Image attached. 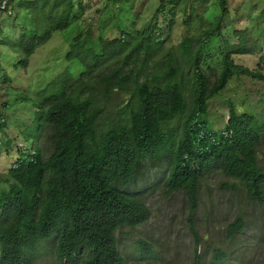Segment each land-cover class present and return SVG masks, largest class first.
I'll return each mask as SVG.
<instances>
[{"label":"trees","instance_id":"obj_1","mask_svg":"<svg viewBox=\"0 0 264 264\" xmlns=\"http://www.w3.org/2000/svg\"><path fill=\"white\" fill-rule=\"evenodd\" d=\"M106 1L96 32L84 0H0V14L19 31L5 39L0 18V90H18L15 101L33 114L20 131L27 147L15 146L19 155L0 175V264H33L47 242L58 264H136L117 235L149 219L151 183L183 192L191 216L202 180L217 172L264 203V97L228 101L219 127L210 118V101L233 79L264 80L233 60L251 48L246 29L234 31L236 42L224 37L227 0H213V10L210 0H157L139 28L137 0ZM178 14L184 29L173 44ZM56 31L74 33L63 68L34 93L13 85L9 69L23 71ZM9 106L0 104V131ZM2 144L8 152L11 139H0V159ZM148 178L143 191L139 182ZM246 227L237 216L226 236ZM228 256L213 247L214 264Z\"/></svg>","mask_w":264,"mask_h":264},{"label":"rangeland","instance_id":"obj_2","mask_svg":"<svg viewBox=\"0 0 264 264\" xmlns=\"http://www.w3.org/2000/svg\"><path fill=\"white\" fill-rule=\"evenodd\" d=\"M87 5L86 22L92 23L95 31L98 20L109 9L105 8L106 0H84ZM157 0H137L134 15H139L136 26L139 28L151 17ZM228 15L225 17L222 33L230 42H236L234 31L246 29L248 45L251 52L234 54L236 64L251 70L259 69L264 75V0H227ZM4 3V2H3ZM3 7V6H1ZM207 10L214 9L213 0L208 1ZM2 12L1 30L5 37H16L18 28L6 20ZM176 24L171 27L172 43L177 44L182 37L181 16L178 14ZM166 24V23H165ZM84 26V25H83ZM164 26V25H163ZM166 27V26H165ZM85 28V26H84ZM166 29V28H165ZM74 34V33H73ZM71 35L56 31L53 36L30 57L27 67L21 72L12 74V83L26 92L34 93L48 77L58 73L66 64L64 54L68 49V39ZM4 47V46H3ZM4 89V87H3ZM15 93L5 94L0 90V104L7 101L10 106L4 110L5 127L0 131V139L5 142L11 139V150L3 151L0 159V175L14 162L19 152L18 147H27L20 137V131L33 117L29 105L15 101ZM244 97L259 100L264 97V80H253L241 76L240 80L233 79L221 92L220 96L209 103L210 118L214 126L219 127L226 119V104L230 100L240 102ZM40 144L44 146L43 139ZM48 152V151H47ZM260 162L264 168V142L260 149ZM158 176V173L156 174ZM152 179L140 181L143 189ZM4 185L0 183V188ZM152 183L149 190L145 187L146 202L150 207L149 219L140 226L123 229L118 233V240L129 248L126 257L136 264H214L212 262L213 247H220L230 252L228 260L221 264H262L264 259V237L261 229L264 226V203L249 200L241 189L240 184L222 173L207 175L200 186L198 206L195 213L190 215V206L183 192L166 193L162 187ZM237 216L247 222L246 231L236 235L232 240L226 237L225 226ZM199 236L202 245L198 246L201 258L195 256V235ZM210 247V248H209ZM199 262V263H197ZM33 264H58L54 256L53 244L41 245L35 255Z\"/></svg>","mask_w":264,"mask_h":264},{"label":"clouds","instance_id":"obj_3","mask_svg":"<svg viewBox=\"0 0 264 264\" xmlns=\"http://www.w3.org/2000/svg\"><path fill=\"white\" fill-rule=\"evenodd\" d=\"M247 223V222H246ZM247 228V227H246ZM246 231V230H245ZM242 234V233H241ZM227 237V236H226ZM228 238V237H227ZM229 239V238H228ZM232 240V239H231ZM225 252H227V251H225ZM229 252V251H228ZM228 257H230V252H229V256ZM229 259V258H228ZM263 261H264V259H263ZM263 264V263H262Z\"/></svg>","mask_w":264,"mask_h":264}]
</instances>
